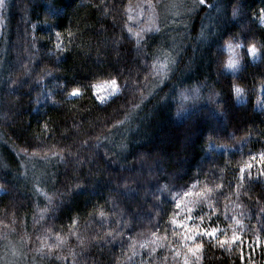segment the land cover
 Segmentation results:
<instances>
[{
	"label": "trees",
	"instance_id": "1",
	"mask_svg": "<svg viewBox=\"0 0 264 264\" xmlns=\"http://www.w3.org/2000/svg\"><path fill=\"white\" fill-rule=\"evenodd\" d=\"M0 6V252L264 264V0ZM229 43L242 46L234 72ZM35 162L45 183L27 174Z\"/></svg>",
	"mask_w": 264,
	"mask_h": 264
},
{
	"label": "rangeland",
	"instance_id": "2",
	"mask_svg": "<svg viewBox=\"0 0 264 264\" xmlns=\"http://www.w3.org/2000/svg\"><path fill=\"white\" fill-rule=\"evenodd\" d=\"M2 0H0V4H1ZM167 8V5H166ZM1 9V6H0ZM150 20H152L153 14H150ZM139 18V16H137ZM141 19V18H140ZM140 21V20H139ZM261 24H264V19H260ZM175 28V27H179V26H170L168 28V30H170L171 28ZM231 44V43H229ZM226 45V52H227V57L225 60V66L228 62L229 59L235 60L237 61V64L235 66V69L233 70H229V69H225L228 72H234L236 71L240 64H241V51H242V46L237 47L236 43H232V47L231 49H229L228 45ZM248 48L244 49V53L246 54V56L249 58V60L253 61L255 59L258 58V53L253 56L248 54ZM117 91V87L116 85L112 82V81H108V82H101V83H97L96 85H94L93 87V93L95 95L96 100H98L99 102L105 101L108 98H110L115 92ZM193 93L192 92H185V94H183L181 96L180 94V101L182 103H187L189 100L192 101L193 99ZM26 160L30 161L31 159H29L28 157L26 158ZM29 168L26 169V171H28V176H30L31 178L34 179H38L41 178L43 179V183L46 182V178H44V176L42 177V175L45 174V164L42 162H35V163H29L27 165ZM0 264H30V261L28 260L27 255L22 251L21 246L16 243V242H11L9 245L5 246V251H1L0 252Z\"/></svg>",
	"mask_w": 264,
	"mask_h": 264
},
{
	"label": "snow or ice",
	"instance_id": "3",
	"mask_svg": "<svg viewBox=\"0 0 264 264\" xmlns=\"http://www.w3.org/2000/svg\"><path fill=\"white\" fill-rule=\"evenodd\" d=\"M200 2L203 4V3H205V0H200ZM236 46L240 47L241 45L237 44ZM228 47H229V49H231L232 45L229 44ZM247 51H248V54L253 55V56H255L257 54V50H256L255 46H250ZM236 64H237V61L229 59L225 67H226V69L233 70V69H235ZM113 83H115V81H113ZM235 91L237 93H239L240 89L236 88ZM78 92H79L78 89H74L72 91V95L75 96V95L78 94ZM261 160L264 161V154H261ZM249 167H250V165H249ZM204 234L209 235V236H213L214 235V231L213 232H208L207 230H204ZM233 239L235 241V240H237L239 238L238 237H234ZM221 243L223 244V241H221Z\"/></svg>",
	"mask_w": 264,
	"mask_h": 264
}]
</instances>
